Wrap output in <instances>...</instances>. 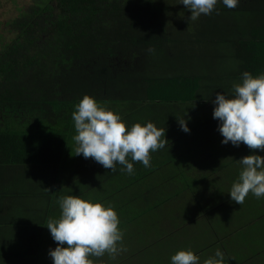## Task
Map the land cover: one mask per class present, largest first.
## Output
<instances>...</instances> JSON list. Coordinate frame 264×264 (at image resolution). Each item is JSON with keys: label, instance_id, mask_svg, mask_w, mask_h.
Returning a JSON list of instances; mask_svg holds the SVG:
<instances>
[{"label": "trees", "instance_id": "trees-1", "mask_svg": "<svg viewBox=\"0 0 264 264\" xmlns=\"http://www.w3.org/2000/svg\"><path fill=\"white\" fill-rule=\"evenodd\" d=\"M51 1L18 12L20 32L0 47V264H53L57 244L46 224L59 219L67 195L111 204L119 216L123 251L93 257L96 264L126 252L139 263L160 244L195 235L215 212L209 204L223 198L225 171L208 169L220 167L222 154L208 153L219 142L199 134V116L218 92L229 97L243 72L264 74V0L233 9L218 0L211 15L186 21L206 23L190 38L167 22L182 11L174 0ZM202 43L211 50L201 56ZM86 94L129 128L151 121L166 129L150 167L129 157L128 174L119 163L112 171L75 155L72 113ZM206 239L203 251L188 249L204 255Z\"/></svg>", "mask_w": 264, "mask_h": 264}, {"label": "clouds", "instance_id": "clouds-1", "mask_svg": "<svg viewBox=\"0 0 264 264\" xmlns=\"http://www.w3.org/2000/svg\"><path fill=\"white\" fill-rule=\"evenodd\" d=\"M218 0H180L191 12L188 18L197 20L202 14L211 15ZM233 9L239 0H222ZM218 14V13H217ZM149 52L154 49L149 48ZM234 95L229 98L217 93L213 103V118L219 120L218 130L222 143L246 145L252 153L239 159L242 170L232 184L230 197L233 202L243 205L249 193L256 198L264 197V156L256 154L264 151V74L253 76L245 71L241 82L234 83ZM76 134L75 155L91 158L105 169L121 170L132 174L131 161L150 167L151 153L164 148L168 140L165 128H158L149 121L145 125L137 122L130 128L121 116L102 106L97 100L84 95L72 113ZM183 131L189 128L185 118L178 119ZM61 215L59 219H49L46 226L57 246L50 249L53 264H96L92 258L107 254L115 258L123 248V232L119 216L114 207L101 202L82 199L78 196H61L58 200ZM65 245H67L65 247ZM171 264H200V257L191 249L179 250L171 257ZM203 264H225L224 253L219 249Z\"/></svg>", "mask_w": 264, "mask_h": 264}, {"label": "crops", "instance_id": "crops-1", "mask_svg": "<svg viewBox=\"0 0 264 264\" xmlns=\"http://www.w3.org/2000/svg\"><path fill=\"white\" fill-rule=\"evenodd\" d=\"M239 79L234 83H240ZM225 94V93H224ZM234 95L231 91L229 98ZM215 98L208 100L206 104L207 108L203 115L199 117L203 121V124H199V134L202 136H207L216 138L219 142L214 145H209L208 153H218L221 155L220 167H210V170H224L225 178L228 179L226 185L223 186V198H218L221 202H216V206H221L222 211L214 212L217 217L222 218L219 222L220 225L217 227L208 226V233L212 237H208V241H211L210 246L207 248V254L209 257L214 256L217 249L224 253L225 260L228 259L229 264H264V197L256 198L252 193H249L246 197L243 205H238L231 200L230 189L232 184L238 179L239 172L242 170V165L239 162L245 155L252 153L246 145L241 143L239 146L232 145L231 142L228 144H223V137L218 130L219 120L213 118V109L215 104L213 101ZM204 122H208L204 124ZM219 145V146H218ZM256 154L264 156V151L257 150ZM222 166V168H221ZM222 202H227V205L222 204ZM211 210V209H210ZM226 219V220H225ZM236 219H242V222H236ZM227 224L229 226H227ZM223 233H216L213 231L214 228L224 227ZM195 227L200 228L202 231L201 235L195 234L193 237L187 238V244L183 248H179L172 253H168L160 262L163 264H168V259L176 254L179 250H186L189 246L200 247L203 245V237L205 236V230L207 228L203 227V224H198ZM220 234H224L221 241H216ZM212 238V239H210ZM206 239V240H207ZM164 243L160 244L159 248H154L155 252L160 251ZM226 245L228 249L223 246ZM240 245V246H239ZM201 251H203L201 249ZM154 252H152L153 254ZM200 257V264L204 261L201 259L200 254H196ZM132 264H138L137 260H133ZM160 264V263H158Z\"/></svg>", "mask_w": 264, "mask_h": 264}, {"label": "rangeland", "instance_id": "rangeland-1", "mask_svg": "<svg viewBox=\"0 0 264 264\" xmlns=\"http://www.w3.org/2000/svg\"><path fill=\"white\" fill-rule=\"evenodd\" d=\"M19 1L20 0H7V2L9 3V8L7 10L8 13H5V17H9V19H10L12 16L15 15V13H16L15 9L19 8V7H15V5H16V2H19ZM21 1L27 2L29 4L28 5L29 7H27V9L30 11L31 7L33 6L34 0H21ZM39 6H40V4H38V7ZM172 6H175V7L182 9V11L171 12V14L167 17V20H168L167 22L173 26V28H172L173 33H178L181 31L184 35H186L187 37L190 38L192 35L197 36L199 34L200 27L202 25L205 27L206 23L199 24V25L191 24L190 26H186V21L189 20L188 18L190 16L188 15V12L186 11L185 6L180 3V0H174ZM179 23H181L182 25L184 24V26L181 27L179 25ZM186 45H187V50H190V48H192V51H193V46H190L189 44H186ZM195 48H196L197 55L201 54V56H202V54L205 52V50H208V49H209V51L211 50V43H208L207 46L205 43L197 44V45H195ZM203 163L204 162L199 163V164H197V166H201ZM206 164H208V163H206ZM215 200L218 202H221L219 199H215ZM222 204L227 205L228 203L222 202ZM209 207H211V209L215 212L222 211L221 206H214V205L209 204ZM203 220H204L202 223L203 227L207 228V230H205V236L204 237H206V238L212 237V236H210L211 232H210V234L208 233V226H212V227L219 226L220 225L219 222L222 220V218L217 217V214H207L206 218ZM239 221L242 222V219H236V222L239 223ZM227 226H229V225L227 224ZM227 226L224 225V227L214 228L213 231H215L216 233H223V229L225 230ZM201 231L202 230L200 228L195 229L196 234H199ZM193 236L194 235L191 234L190 237H193ZM188 237L189 236L186 235L184 237H181V239L180 238H173L171 241L164 243L162 245L160 251L154 252L153 254L148 255L147 257L144 254L142 256V261H140L138 264H158V263L163 264L160 261L168 253H172L175 250H177L179 248H183L186 246ZM223 237H224V234H220L218 236V239H216V241H221ZM210 239H212V238H210ZM206 246H207V244H206ZM223 246L225 247V249H228V247L226 245L223 244ZM201 248L202 247H200V249ZM203 253H205V254H204V256H202L201 259L205 260L206 258L209 257L208 255H210V254H207V250H205ZM133 260H134L133 255L126 252L125 257L122 260H120L116 263H111V264H132ZM201 264H203V262H201ZM225 264H229L228 259L225 260Z\"/></svg>", "mask_w": 264, "mask_h": 264}, {"label": "flooded vegetation", "instance_id": "flooded-vegetation-1", "mask_svg": "<svg viewBox=\"0 0 264 264\" xmlns=\"http://www.w3.org/2000/svg\"><path fill=\"white\" fill-rule=\"evenodd\" d=\"M55 3L56 2L54 0L51 1L53 6H55ZM28 5L29 4L27 2L21 0L16 2L15 7L19 8L15 9V15L9 19V17H5V13H8L7 10L9 8V3L7 0H0V47H8L9 43L12 42V39L20 32L14 27V23H12V21L18 18L21 10L28 11ZM35 9L37 10L38 8ZM18 12L19 14L17 15Z\"/></svg>", "mask_w": 264, "mask_h": 264}]
</instances>
